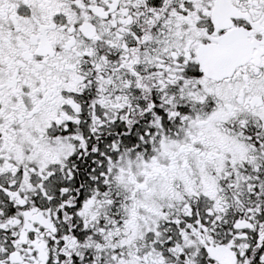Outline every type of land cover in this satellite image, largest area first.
I'll return each instance as SVG.
<instances>
[{"label": "snow or ice", "instance_id": "1", "mask_svg": "<svg viewBox=\"0 0 264 264\" xmlns=\"http://www.w3.org/2000/svg\"><path fill=\"white\" fill-rule=\"evenodd\" d=\"M0 264H264V0H0Z\"/></svg>", "mask_w": 264, "mask_h": 264}]
</instances>
